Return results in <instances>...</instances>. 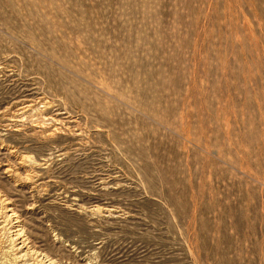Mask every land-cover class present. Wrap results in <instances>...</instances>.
Wrapping results in <instances>:
<instances>
[{
  "label": "rangeland",
  "instance_id": "rangeland-1",
  "mask_svg": "<svg viewBox=\"0 0 264 264\" xmlns=\"http://www.w3.org/2000/svg\"><path fill=\"white\" fill-rule=\"evenodd\" d=\"M0 133V264H264V0H0Z\"/></svg>",
  "mask_w": 264,
  "mask_h": 264
},
{
  "label": "bare ground",
  "instance_id": "bare-ground-1",
  "mask_svg": "<svg viewBox=\"0 0 264 264\" xmlns=\"http://www.w3.org/2000/svg\"><path fill=\"white\" fill-rule=\"evenodd\" d=\"M60 61H63V60H60ZM42 100L43 99H38V103H41ZM33 104H34L33 100L32 101L31 100L30 101L22 100V101L17 102L16 105L14 104V108L18 107L17 112L13 116H10L9 122H11V124L8 125V127H15L16 128L18 126L17 125L18 122H20L18 120L25 113L32 111L37 106L36 105L37 103L35 105H33ZM23 167H24L23 164H20V168H23ZM10 171L14 172L15 170L13 169ZM12 205H14V204H12V201L10 199H8V198L6 199L4 197L2 199L0 198V216L3 219V223L8 224V225L12 224L11 229H13V231L11 232V238H12V241L14 243V248L16 251L15 252L16 253L15 258H16V260L19 261V260L25 259L26 257H28L30 255V256L36 257L38 262L41 263L42 260H40L39 258H42V256H44V258H45V255L38 253V252H35V251H31V249L27 245L28 239L25 238V236L23 235L21 228H19V226L13 225V222H15V220L18 219V215L15 213V210H14L15 207L12 208ZM16 223H18V222L16 221ZM48 264H55V262L52 259H48Z\"/></svg>",
  "mask_w": 264,
  "mask_h": 264
}]
</instances>
